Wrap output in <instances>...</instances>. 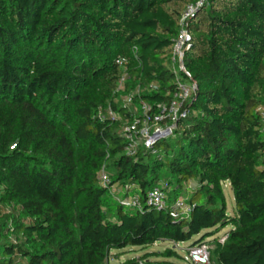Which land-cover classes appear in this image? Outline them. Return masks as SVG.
Here are the masks:
<instances>
[{"label": "trees", "instance_id": "1", "mask_svg": "<svg viewBox=\"0 0 264 264\" xmlns=\"http://www.w3.org/2000/svg\"><path fill=\"white\" fill-rule=\"evenodd\" d=\"M195 1L0 0V264H109L112 251L198 236L209 264H264V0H208L187 27L188 116L127 153L124 128L143 105L153 122L176 91L174 42ZM158 186L163 210L146 204ZM179 199L192 210L175 219Z\"/></svg>", "mask_w": 264, "mask_h": 264}, {"label": "built area", "instance_id": "2", "mask_svg": "<svg viewBox=\"0 0 264 264\" xmlns=\"http://www.w3.org/2000/svg\"><path fill=\"white\" fill-rule=\"evenodd\" d=\"M208 3V0H196L189 5L184 12L181 22L178 36L174 42L172 53V66L175 75L176 91L169 104L159 105L157 108V114L153 118L150 115L151 108L147 105L141 107L142 117H137L133 120L132 124L127 125L123 134L127 141H129V147L127 150L128 155L133 156L136 153L138 145L142 144L145 148L154 150L157 142L167 139L174 135L177 130V123L179 120L188 116L189 111L185 109L187 103L196 94V85L194 84L192 74L184 65V59L186 52L190 49L191 35L188 30V24L193 20L196 14L204 8ZM115 63L120 67H126L128 62L125 58H117ZM125 80L123 78L122 82ZM132 99L127 98L126 104L131 105ZM261 115L264 121V108L261 109ZM110 118L116 120L118 116L110 111ZM103 118V117H102ZM264 131V128H263ZM100 181L104 187H110L111 180L105 169L101 171ZM132 187L128 188L130 191ZM111 192L115 199L125 208L128 209H141V202L137 195H129L124 198L127 193L122 191L121 188L112 186ZM146 204L157 210H163L167 207V195L165 188L162 186L155 187L149 191ZM192 207L186 203L185 200L179 199L171 207V216L175 219H182L188 217L191 213ZM226 236L220 239V242H224ZM211 247L203 243L196 245L188 250L186 261L189 264H209Z\"/></svg>", "mask_w": 264, "mask_h": 264}, {"label": "rangeland", "instance_id": "3", "mask_svg": "<svg viewBox=\"0 0 264 264\" xmlns=\"http://www.w3.org/2000/svg\"><path fill=\"white\" fill-rule=\"evenodd\" d=\"M195 186V182L186 186V191L182 197L189 199L191 197V191L195 188ZM224 191L228 206V213L231 214L235 207L233 193L231 188L228 186H224ZM228 230L229 229H224L219 233H217L218 230H216L213 234L214 236L208 238L206 241L211 242L216 239H221ZM200 239V236H198L191 242L181 245H172L168 242H160L147 248L128 247L121 251H112L110 254L111 257L109 264H122L130 259L139 260L141 264H189V262L186 261L188 250L194 247Z\"/></svg>", "mask_w": 264, "mask_h": 264}]
</instances>
